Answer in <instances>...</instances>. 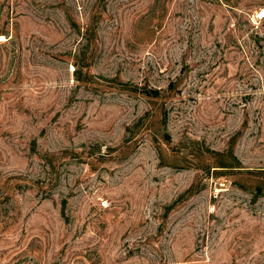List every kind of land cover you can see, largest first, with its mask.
<instances>
[{"label": "rangeland", "instance_id": "1", "mask_svg": "<svg viewBox=\"0 0 264 264\" xmlns=\"http://www.w3.org/2000/svg\"><path fill=\"white\" fill-rule=\"evenodd\" d=\"M0 264H264V0H0Z\"/></svg>", "mask_w": 264, "mask_h": 264}, {"label": "trees", "instance_id": "2", "mask_svg": "<svg viewBox=\"0 0 264 264\" xmlns=\"http://www.w3.org/2000/svg\"><path fill=\"white\" fill-rule=\"evenodd\" d=\"M220 167H228V166H220Z\"/></svg>", "mask_w": 264, "mask_h": 264}]
</instances>
